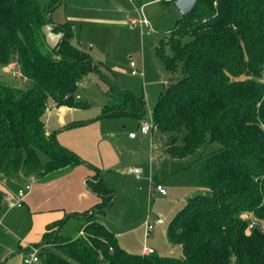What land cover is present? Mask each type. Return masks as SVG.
<instances>
[{
  "label": "trees",
  "instance_id": "obj_1",
  "mask_svg": "<svg viewBox=\"0 0 264 264\" xmlns=\"http://www.w3.org/2000/svg\"><path fill=\"white\" fill-rule=\"evenodd\" d=\"M63 1L48 0L42 8L39 0H0V66L16 62L32 82L21 87L0 80V180L38 178L83 164L97 172L89 188L101 198L91 210L69 216H84L77 237L62 235L64 221L47 226L35 245L42 246L37 264H264V0H199L159 46L165 68L178 78L161 92L154 130L166 135L170 157L199 155L200 163L202 191L168 229L170 242L182 249L179 257L124 249L98 219L113 205L115 189L97 166L62 146L56 132L46 133L49 102L83 107L76 98L80 82L98 69L75 43L78 33L70 22L53 27L62 40L49 49L45 13ZM157 1L173 6L175 0L137 3ZM117 93L104 116L145 117L143 98ZM215 143L219 147L209 150Z\"/></svg>",
  "mask_w": 264,
  "mask_h": 264
},
{
  "label": "rangeland",
  "instance_id": "obj_2",
  "mask_svg": "<svg viewBox=\"0 0 264 264\" xmlns=\"http://www.w3.org/2000/svg\"><path fill=\"white\" fill-rule=\"evenodd\" d=\"M122 4L132 14H120L114 10L113 3ZM42 8L48 4V0H39ZM131 0H64L63 4L55 11L45 13L47 24L44 33L49 49L62 40V34L53 30L59 23L69 22V16H80L84 21H75L74 29L77 31L79 46L90 53L97 70L88 74L83 81L86 86L80 84L76 98L82 102L83 107L72 108V112L65 116V128L58 123L61 118L60 108L49 102V109L45 114V124L50 133L60 131L77 124L79 128L85 122L98 121L103 126V137L111 142H116L123 149L130 152L132 141L129 134L138 135L136 142L144 138L139 134V120L131 116H116L108 118L104 116V108L110 101L117 99L118 90H127L136 97L144 99L147 119L159 100L161 92L166 90L165 83L171 85L177 80L178 74L170 73L164 65L159 47L162 41H169L170 32L175 28L176 22L181 18L174 6L156 2L145 6L143 13L150 21V26L143 30L134 29L130 24H105L109 20L137 17ZM69 14V15H68ZM88 18V19H87ZM90 18V19H89ZM89 20V21H87ZM104 21V22H103ZM124 21V20H123ZM120 27V28H119ZM121 29L120 36H113V31ZM143 31V32H142ZM80 32V33H79ZM109 32L111 35H109ZM76 43V41H75ZM170 52L169 47H165ZM136 67H132L131 63ZM139 70L143 75H134L133 71ZM0 80L21 87H30L32 82L25 78L16 62L8 66H0ZM82 81V82H83ZM81 83V82H80ZM57 109L56 111H54ZM51 113V115H50ZM127 126V127H126ZM126 127V128H124ZM74 129V128H73ZM82 129V128H79ZM134 131H131V130ZM116 133V134H114ZM152 133V132H151ZM151 133L145 136V149H150L152 142L161 148L166 156V135L156 132L157 136L151 139ZM62 145V144H61ZM161 145V146H160ZM218 144L209 146V150L218 148ZM126 158V157H124ZM172 158V157H171ZM128 159V156H127ZM175 159V158H174ZM199 155L194 158L161 163L164 174L168 175V183L164 181L167 195L158 192L148 196L139 192L133 178H129V188L126 186L128 176L118 172L105 173L106 179L114 185L117 201L100 218L107 224V228L116 234L119 244L132 254H143V248L148 246L162 256L179 257L182 255L180 246L173 245L168 238V229L175 216L198 195L200 187L198 172L200 163ZM160 164L155 162L154 173L158 174ZM147 164L145 165V170ZM172 166V170L170 169ZM145 176V187L150 185ZM162 179V180H163ZM22 180H25L24 178ZM17 182V180H16ZM191 194V195H190ZM190 195V196H189ZM150 217L153 221L162 218L165 223L156 226L149 238L145 237L143 220ZM85 221L71 217L62 227L64 237L75 238L80 234ZM32 218L27 207L24 209L4 210L0 213V264H23L21 248L22 241L32 231ZM27 239V238H26Z\"/></svg>",
  "mask_w": 264,
  "mask_h": 264
},
{
  "label": "crops",
  "instance_id": "obj_3",
  "mask_svg": "<svg viewBox=\"0 0 264 264\" xmlns=\"http://www.w3.org/2000/svg\"><path fill=\"white\" fill-rule=\"evenodd\" d=\"M132 2L131 3L134 5L136 15L142 14V16L144 17L145 15L143 13V10L141 9H143L149 4L156 3L153 2L144 6H139L137 0H134ZM112 3L114 10L119 11L120 14L129 13L130 10L128 11L127 9H125L122 4H119L115 1ZM140 7L141 9H139ZM129 14H132L131 11ZM126 18L127 17H123L122 19H117L116 21L109 20L105 22V24L107 25V23H109L118 24L119 26H126L127 24H129V22H126ZM131 18L133 17H129L128 21ZM68 19L69 22L73 25L75 24V21H84L82 20L84 18L80 16H69ZM120 33L121 29H116L115 31H113L112 34L113 36L118 38V36H120ZM109 35H111L110 32ZM79 36L80 35H78V39ZM75 41L80 42V40L77 39H75ZM86 85L87 83L84 86ZM168 85L169 83H167V85L165 86L168 87ZM59 108L61 111V118L59 119L58 123L61 125L60 127L65 128V126H67L65 116L68 115V113L72 112V107L64 105L58 107V110ZM56 110L57 109H55L54 111ZM145 119L146 118L144 117L142 120H139L138 128H140L141 123ZM79 128L77 129L75 127H70L60 131L59 133H57L58 142L62 144V146L77 153L84 160L97 166L101 170V178H103L107 182V184H109L113 188L114 185L112 184V182L106 179V172L112 173L115 171L121 173L124 176H128L126 186H128L129 188V183L131 184L129 178H133V176L135 175L133 173V169L140 168L143 172L141 178L137 179L136 176H134V180L138 182L135 183L137 185L136 187L139 188V192H142L143 194L146 193L147 196L148 194L153 195V185L160 184L165 187L164 181L166 180V182L168 183V175H170L175 170V167L172 170L171 166L170 169L172 170V172H168L166 175L164 174V170L161 163L167 162L169 160H171V162H174L178 159L166 156L160 147H158V149H153L151 146L150 149L146 150L145 136L147 135L142 134L141 132H139V134L144 138V140L141 142H136L139 138L138 135L135 138H131L129 134V140L132 141L129 152L127 149H123V146H120L116 142L108 141L103 137L102 132L104 130L101 122H85V124H83V126ZM131 131L134 130L132 129ZM156 132V130H152V133L150 135L151 139L154 138L156 140ZM46 133L50 134V132H48L47 130ZM155 142H157V140ZM155 162L161 165V167L158 169L157 175L156 173H154ZM146 164L148 165L146 166L147 170H145ZM96 173L97 172L91 169L90 167L82 164L74 167H66L63 169H59L38 178L32 177L31 179H20L17 180V182L16 180L6 182H3L4 180H0V192H2L3 194V208L1 209V212L4 210V208H7L8 210H13L24 209L25 207H27L32 218V231H30L29 236L26 237L27 239L25 238L22 241L21 245V248L23 249L22 260L24 254L27 253L31 247L35 246L36 244L42 243L43 235L47 231L48 225L64 220V223H66L71 214L85 213L101 202V198L89 188V183L94 181V179L96 178ZM146 174L148 175L147 180L150 182V185L145 187ZM26 183L32 184V190L25 199L23 207L9 209L7 207V198L11 197V195H13V193H15L17 189L24 186ZM197 188L199 191H202L200 187ZM116 201L117 194L115 191V197L113 198L112 203L114 204ZM108 209L109 208L105 209L104 213ZM104 213L99 214L98 219L102 224L107 227V224L104 222V220L100 219L104 215ZM75 218H78L83 221L85 220L84 216H78ZM144 222L145 220H143V222L141 223L142 228L144 227ZM82 233L83 231H80V234ZM36 247L42 249V246Z\"/></svg>",
  "mask_w": 264,
  "mask_h": 264
},
{
  "label": "built area",
  "instance_id": "obj_4",
  "mask_svg": "<svg viewBox=\"0 0 264 264\" xmlns=\"http://www.w3.org/2000/svg\"><path fill=\"white\" fill-rule=\"evenodd\" d=\"M134 1V0H132ZM129 24L132 28H140V30H143L145 27H148L150 25V22L146 19V17L142 16V14H140L139 16H137L136 18L133 17L129 20ZM131 66L134 68L136 67L135 63H131ZM134 75H143V72L139 71V70H134L133 71ZM82 86H84L86 84V82H81L80 83ZM167 85V83H165ZM154 129V121H153V114L150 112L149 116L147 119H145L140 126V132L142 134L148 135L152 132V130ZM137 136V134L135 133H131L130 137L131 138H135ZM152 148L153 149H158V146L155 143H152ZM133 173L135 174L137 179L141 178L142 175V169L140 168H135L133 169ZM3 182H6V180H4ZM32 190V184L31 183H26L24 186L20 187L19 189H17V191L15 193H13V195H11V197L7 198V207L9 209L12 208H21L24 205V201L27 198V196L29 195V193ZM152 192H158L161 195H167V191L165 190L163 185H153L152 187ZM165 223V221L162 218H157L156 220H152L149 216L147 217V219L144 222V231H145V237L149 238L152 234V232L154 231V229L156 228V226L159 225H163ZM256 225V223L250 222L249 224V229L248 232L253 229V227ZM40 251L41 248L33 246L30 248V250L24 254L23 257V264H37L40 261ZM143 255H151L153 253H155V251L152 248H149L148 246H145L143 248Z\"/></svg>",
  "mask_w": 264,
  "mask_h": 264
},
{
  "label": "water",
  "instance_id": "obj_5",
  "mask_svg": "<svg viewBox=\"0 0 264 264\" xmlns=\"http://www.w3.org/2000/svg\"><path fill=\"white\" fill-rule=\"evenodd\" d=\"M198 1L199 0H175L173 6L179 12L181 17H185L197 10Z\"/></svg>",
  "mask_w": 264,
  "mask_h": 264
}]
</instances>
